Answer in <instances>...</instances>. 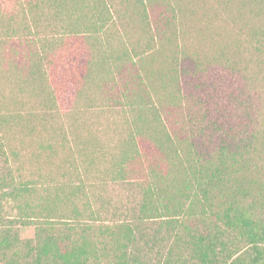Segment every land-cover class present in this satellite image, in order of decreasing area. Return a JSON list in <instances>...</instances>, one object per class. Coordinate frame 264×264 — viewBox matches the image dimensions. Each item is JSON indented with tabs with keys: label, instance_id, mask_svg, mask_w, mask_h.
I'll return each instance as SVG.
<instances>
[{
	"label": "rangeland",
	"instance_id": "1",
	"mask_svg": "<svg viewBox=\"0 0 264 264\" xmlns=\"http://www.w3.org/2000/svg\"><path fill=\"white\" fill-rule=\"evenodd\" d=\"M250 1L156 0L144 18L137 0H105L111 18L89 36L82 27L90 11L78 0H0V175L10 169L31 189L17 199L0 196V224L23 242L32 239L34 226L16 218L23 215L20 204L65 207L73 189L82 218L90 210L104 223L126 218L142 201L144 188L138 183L146 186L147 160L159 161L161 186L166 185L175 171L148 137L155 133L153 125L138 119L139 110L148 116L152 110L151 103L138 102L140 97L151 96L161 116L158 129L171 137L192 135L193 148L204 153L222 141L264 135V50L256 49L252 37V29L263 27L264 11L254 5L259 1ZM124 50L119 68L111 55ZM171 61L184 68L180 80L203 86L205 109H192L198 113L193 126L184 113L191 101L188 109L181 94L176 106L167 104L165 70ZM147 69L149 78L137 84L138 73ZM124 152L139 155L144 173L120 175ZM253 157L264 166V153ZM219 196L215 192L212 209ZM62 210L55 216L66 217ZM144 223L139 249L153 259L168 240L164 229L158 231V219Z\"/></svg>",
	"mask_w": 264,
	"mask_h": 264
},
{
	"label": "trees",
	"instance_id": "2",
	"mask_svg": "<svg viewBox=\"0 0 264 264\" xmlns=\"http://www.w3.org/2000/svg\"><path fill=\"white\" fill-rule=\"evenodd\" d=\"M70 1L75 3L77 0ZM78 1L90 11L91 19H86L87 24L82 27L85 33L89 36L98 33L111 18L105 0ZM137 1L143 7V17L147 18L149 8L155 6L156 0ZM257 1L258 4L254 5H258L262 13L264 0ZM255 2L250 1L251 4ZM99 6L101 9H98ZM252 37L255 38L253 44L256 49L264 50V24L252 29ZM126 52L111 55L118 58L119 68L124 65L120 60L126 57ZM171 62L165 70L170 86V101L167 104L176 106L177 100L185 99L184 104L189 109L188 102L191 101L189 111L183 112L188 113L189 123L193 126V116L198 113L193 115L190 113L192 109L195 106L205 109L206 100L200 94L204 92L203 86L196 82L192 87L187 79L180 80L184 68L176 61ZM149 69L145 70V75L138 73L137 84L143 86L144 78L147 76L148 79L151 73ZM165 78L167 76H162L161 80L165 81ZM182 86L187 90L184 95ZM181 94L182 100L179 98ZM150 97L138 100L142 104L151 103L150 115L146 109H141L137 116L147 127L153 125L155 133H149L148 137L160 153L161 161L167 162L166 167L175 171L168 183L161 186L163 180L158 171L161 170L159 161L147 160L145 171L143 163L137 158L139 155L124 152L122 161L125 164H120L118 168L120 175L129 178L145 171L146 176L143 178L146 186L138 183L144 188L143 197L132 215L104 223L97 221L98 215L90 210L85 213L88 218H82L84 211L71 198L75 196L76 189L67 192L69 206L65 207H58L55 203L53 206H33L24 201L19 203L23 215L16 218L23 226H34V237L23 242L11 232L9 225L0 224V264H264V166L253 157L264 153V135L251 133L242 140L222 141L218 147L204 153L193 148L192 135L177 133L171 137L167 131L155 126L161 122V116L154 109ZM157 102L160 109L165 110L163 100ZM201 116L195 125L205 117L203 113ZM211 122V126H215V121ZM227 133L225 135L228 136ZM0 190V196L13 199L31 191L26 182L16 181L10 169L0 175ZM215 192L220 194V203L212 209ZM246 198H250V202L242 204L241 200ZM26 209L29 213L24 212ZM62 209L68 215L56 217L55 212L62 214ZM198 214L200 216L196 217ZM149 219L159 220L158 231L164 229V238L168 240L166 250H157L153 259H147L141 253L143 246L138 243L144 236V222Z\"/></svg>",
	"mask_w": 264,
	"mask_h": 264
}]
</instances>
